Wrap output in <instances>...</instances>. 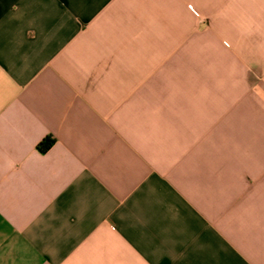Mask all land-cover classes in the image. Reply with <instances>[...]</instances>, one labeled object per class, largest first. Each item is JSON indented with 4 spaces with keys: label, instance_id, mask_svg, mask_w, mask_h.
I'll return each instance as SVG.
<instances>
[{
    "label": "crops",
    "instance_id": "crops-1",
    "mask_svg": "<svg viewBox=\"0 0 264 264\" xmlns=\"http://www.w3.org/2000/svg\"><path fill=\"white\" fill-rule=\"evenodd\" d=\"M0 264H264V0H0Z\"/></svg>",
    "mask_w": 264,
    "mask_h": 264
},
{
    "label": "trees",
    "instance_id": "trees-1",
    "mask_svg": "<svg viewBox=\"0 0 264 264\" xmlns=\"http://www.w3.org/2000/svg\"><path fill=\"white\" fill-rule=\"evenodd\" d=\"M54 145V140L51 137L44 139L38 146L41 152H46Z\"/></svg>",
    "mask_w": 264,
    "mask_h": 264
}]
</instances>
